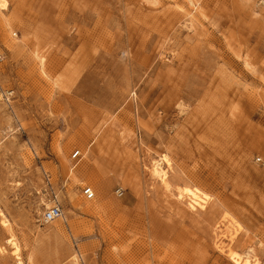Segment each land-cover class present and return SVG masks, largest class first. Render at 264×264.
<instances>
[{
	"label": "rangeland",
	"instance_id": "374dc122",
	"mask_svg": "<svg viewBox=\"0 0 264 264\" xmlns=\"http://www.w3.org/2000/svg\"><path fill=\"white\" fill-rule=\"evenodd\" d=\"M5 1L0 264H16L10 238L25 264L31 251L69 264L58 246L71 236L91 252L84 264H235L230 222L232 249L264 264V5ZM164 156L169 191L152 174ZM184 187L205 208L179 200ZM55 203L63 218L44 224Z\"/></svg>",
	"mask_w": 264,
	"mask_h": 264
},
{
	"label": "bare ground",
	"instance_id": "6f19581e",
	"mask_svg": "<svg viewBox=\"0 0 264 264\" xmlns=\"http://www.w3.org/2000/svg\"><path fill=\"white\" fill-rule=\"evenodd\" d=\"M187 2H191L190 4L194 6L195 9H197V5L195 2L192 0H185ZM7 9V1L1 0L0 1V10H6ZM5 25L10 26V22L8 20H3ZM3 25V24H2ZM6 27V26H5ZM40 58V65L44 66L45 64V57H39ZM173 164L170 159H168L166 156L162 157L160 160L155 161L153 164L152 168V174L153 176L158 179L161 183V185L166 189L170 190L171 185L169 181V172L172 169ZM184 196H187L188 201H187V206L189 207L190 210L192 211H197L198 209H203L205 208V205L208 203L207 201L209 200V197L207 194L203 193L201 190L198 188H180L179 189V194H178V199L181 201L184 199ZM82 210L84 212H91L93 210V206L88 205V206H83ZM5 224L7 221L4 222ZM52 224H57V221L53 222ZM57 226V231H60L61 226ZM240 231V226L234 224L233 222H230L229 225L225 227V231H223L222 236L224 238H227L229 240V247L227 249V256L229 259L234 262L235 264H257V263H252L250 257L247 255H242L235 250L232 249V246L234 245L236 239H237V233ZM79 238H75L74 236H71L69 238H64L63 242H61L58 246V253L62 258H69L68 263L69 264H83V256L86 252L85 255H90V251L87 250V248L82 247L79 243ZM9 242L11 244V247L13 248V254L15 256L16 264H25L22 260L21 257V247L14 238H10ZM220 250L223 249L222 247ZM2 251V249H0ZM71 252H74L72 257L70 258L69 255ZM84 252V254H82ZM33 251H31V254L29 255V264H35L33 262ZM72 262V263H71ZM45 264H48L47 262Z\"/></svg>",
	"mask_w": 264,
	"mask_h": 264
},
{
	"label": "built area",
	"instance_id": "2783aa9c",
	"mask_svg": "<svg viewBox=\"0 0 264 264\" xmlns=\"http://www.w3.org/2000/svg\"><path fill=\"white\" fill-rule=\"evenodd\" d=\"M255 1L257 2V4H259V6L264 5V0H255ZM4 62H5V56L3 53L0 52V70ZM0 90H2L1 85H0ZM1 94H2V97L5 98L9 102L10 99L13 97L14 92L10 90H5V91H2ZM80 157H81V152L79 150L75 151L71 156L73 160H77ZM82 192H83L84 197L87 200L91 201L95 199V192L92 187H84ZM123 194H124L123 191H121L120 189L116 191V195L118 197H122ZM63 215L64 214H63V210L61 206L58 203H55L51 205L50 207H47L46 210L43 212L42 221L44 224H51L57 220L62 219Z\"/></svg>",
	"mask_w": 264,
	"mask_h": 264
}]
</instances>
